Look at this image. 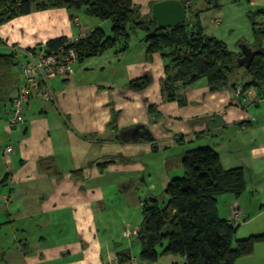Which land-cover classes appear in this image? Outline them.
<instances>
[{
    "label": "crops",
    "instance_id": "crops-1",
    "mask_svg": "<svg viewBox=\"0 0 264 264\" xmlns=\"http://www.w3.org/2000/svg\"><path fill=\"white\" fill-rule=\"evenodd\" d=\"M200 24L205 34L216 36ZM96 28L111 35V20L90 16L86 8H33L0 25V50L19 52L51 39L82 38ZM139 31L130 32L127 51L117 46L76 62L66 79L50 77L55 101L32 98L22 123L11 128V101L0 102V230H8L23 264H120L119 253L132 256L120 242L127 229L110 228V200L139 177L151 175L146 158L151 159L153 149L162 161L158 174L163 179L157 183L166 186L173 146L181 153L210 146L223 168H243L245 192L226 194L228 212L220 217L230 220L237 207L243 238L264 233L263 88L246 86L239 95L236 88L251 76L237 68L225 87L213 88L203 78L178 86L176 98L169 100L162 86L166 60L160 53L147 56L146 33ZM143 77L150 78L148 87L131 88V81ZM138 125L148 128L153 140L124 136ZM107 161L112 162L102 169ZM222 203L218 196V212ZM171 258L170 264H185L184 257ZM131 262L138 264L133 256ZM235 264H264V242Z\"/></svg>",
    "mask_w": 264,
    "mask_h": 264
},
{
    "label": "trees",
    "instance_id": "trees-1",
    "mask_svg": "<svg viewBox=\"0 0 264 264\" xmlns=\"http://www.w3.org/2000/svg\"><path fill=\"white\" fill-rule=\"evenodd\" d=\"M190 1L184 23L161 28L151 12L144 14L141 6L132 0H0V25L30 13L33 8H86L90 16L112 21L111 35L96 28L79 38L78 43L68 46H65L68 42L66 37L51 39L44 45L47 52L74 47L77 62L102 55L117 46L119 52H125L130 47V32L140 30L146 33L147 56L151 58L160 53L166 60V77L162 86L169 100L176 98L178 86L187 87L203 78L213 88L225 87L229 83V75L237 68L245 69L251 76L245 86L239 87L260 86L264 90V26L252 18L255 36L252 49L257 53L249 67L239 66L238 58L243 56V52L230 51L223 40L205 34L199 21L194 24L190 21L194 0ZM16 53V50L0 53V102L10 100L12 104L23 84ZM150 82L149 77H143L131 81L130 86L138 91L148 87ZM34 97L46 100L37 95L30 100ZM111 162L107 161L100 167L103 169ZM181 165L182 176L170 179L164 189L167 201L161 205L158 199H153L143 205V222L136 236L142 243L140 258L156 262L164 254L182 256L185 264H235L237 259L253 254L256 244L264 242V233L237 239L239 225L221 218L217 207L218 196L231 193L239 197L245 192L243 168H223L220 155L210 146L184 150ZM49 169L53 172L54 167ZM80 172L75 171L74 175ZM165 241L167 244L162 253H158L155 247ZM119 256L120 264L132 261L130 252L119 253Z\"/></svg>",
    "mask_w": 264,
    "mask_h": 264
},
{
    "label": "rangeland",
    "instance_id": "rangeland-1",
    "mask_svg": "<svg viewBox=\"0 0 264 264\" xmlns=\"http://www.w3.org/2000/svg\"><path fill=\"white\" fill-rule=\"evenodd\" d=\"M135 5L141 6V11L150 10L151 5L159 0H132ZM264 11V0H196L195 5L192 7L190 13V21L194 24L197 21H201L203 26L214 33L219 39L223 40L230 51H242L244 45L251 48L254 47L255 36L253 31L254 17L257 23H261L264 26V15H261ZM221 18L219 25L215 24V19ZM112 23V21H111ZM138 35H142L139 31ZM264 46V42H263ZM2 51L0 50V53ZM173 146L169 149V159L166 164V172L170 175V179L182 176L183 168L181 165L182 153L179 152V147L176 149ZM199 147V146H198ZM196 148V147H188ZM152 157L146 158V163L150 170L151 175L144 178L139 177L128 191L116 194V197L110 200V217L112 222L111 230L121 232L126 229H140L143 222V205L144 203H150L153 199H158L162 205L167 201V196L164 194L165 185L157 183L163 177L158 174L159 165L162 163L159 153L152 151ZM163 152V151H162ZM162 154V153H161ZM1 194V192H0ZM118 196V197H117ZM233 196V195H229ZM226 197L228 195H220L219 201L222 203L220 216L225 215L227 207L225 204ZM122 198V199H121ZM1 205V203H0ZM3 208H0V219L2 216ZM4 215V214H3ZM3 217V216H2ZM2 226V225H1ZM0 226V227H1ZM8 230H0V264H23L22 256L18 255L14 251L11 236L7 234ZM127 232V231H126ZM256 234V233H255ZM249 236V235H247ZM240 231L236 233V238H243ZM120 242L123 246L131 249L134 260L139 264H143L140 258L142 251V243L137 237L128 238L127 234L125 238H120ZM167 241L163 242V245H157L155 247L158 253H162L163 248L166 246ZM161 257V258H160ZM159 261L147 262L148 264H170L171 257L182 256L179 255H160Z\"/></svg>",
    "mask_w": 264,
    "mask_h": 264
},
{
    "label": "built area",
    "instance_id": "built-area-1",
    "mask_svg": "<svg viewBox=\"0 0 264 264\" xmlns=\"http://www.w3.org/2000/svg\"><path fill=\"white\" fill-rule=\"evenodd\" d=\"M186 8L190 7V0H181ZM215 24L221 23V18H216ZM78 37L68 38L65 46L78 43ZM19 59L18 69L23 75V84L17 91V95L12 103V110L9 117V124L12 128L22 123L25 119L24 109L32 96H39L46 100H55V93L49 85V78L58 75L63 78L71 76L74 65L77 62V52L74 47L64 48L55 52H47L44 46L32 49H25L16 53ZM43 84V85H40ZM40 85V86H38ZM43 87V89H39ZM243 88L238 87L237 93H242ZM13 151L11 146L6 148V152ZM230 221L235 225H239L242 221L240 211L237 207L233 208L230 215ZM127 237H136L138 229H127ZM124 264H133L131 261Z\"/></svg>",
    "mask_w": 264,
    "mask_h": 264
},
{
    "label": "water",
    "instance_id": "water-1",
    "mask_svg": "<svg viewBox=\"0 0 264 264\" xmlns=\"http://www.w3.org/2000/svg\"><path fill=\"white\" fill-rule=\"evenodd\" d=\"M151 15L161 28L176 27L186 21L187 8L181 0H159L153 3ZM242 47L243 56L238 58V64L249 67L257 52L249 46L244 45ZM123 134L124 136L131 135L135 139L139 137H143L147 141L152 139V133L143 125H138ZM140 239L144 242L143 236Z\"/></svg>",
    "mask_w": 264,
    "mask_h": 264
}]
</instances>
